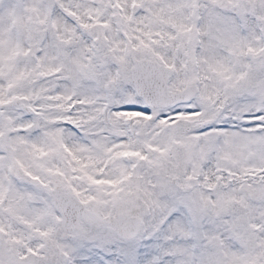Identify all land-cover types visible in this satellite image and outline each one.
Here are the masks:
<instances>
[{"label":"snow or ice","instance_id":"1","mask_svg":"<svg viewBox=\"0 0 264 264\" xmlns=\"http://www.w3.org/2000/svg\"><path fill=\"white\" fill-rule=\"evenodd\" d=\"M0 264H264V0H0Z\"/></svg>","mask_w":264,"mask_h":264}]
</instances>
